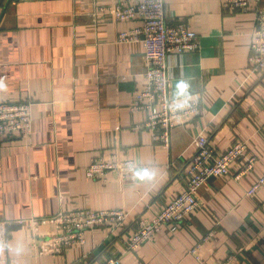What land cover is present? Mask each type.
<instances>
[{
  "label": "crops",
  "instance_id": "1",
  "mask_svg": "<svg viewBox=\"0 0 264 264\" xmlns=\"http://www.w3.org/2000/svg\"><path fill=\"white\" fill-rule=\"evenodd\" d=\"M117 1L0 0V100H30L31 110L29 135L0 142V264H99L109 255L119 264H264V185L246 194L264 173V71L248 60L256 3L230 10L220 0H164L166 21L198 34L197 49L167 58L170 97L198 96L200 106L170 129L164 148L143 126L145 113L129 108L145 84L143 46L116 36L141 20H116L107 6ZM200 131L220 151L245 141L252 169L234 179L244 156L235 159L233 174L200 185L184 222L162 225L135 249L94 227L82 244L46 250L58 212L123 208L124 236L137 216L152 217L183 188ZM112 156L135 169L125 178L86 176L91 160ZM196 244L201 262L189 252Z\"/></svg>",
  "mask_w": 264,
  "mask_h": 264
},
{
  "label": "built area",
  "instance_id": "2",
  "mask_svg": "<svg viewBox=\"0 0 264 264\" xmlns=\"http://www.w3.org/2000/svg\"><path fill=\"white\" fill-rule=\"evenodd\" d=\"M223 7L230 10H247L251 0H220ZM255 5V26L251 33L249 63L253 69L264 71V7ZM116 20L138 18L140 25L117 32L119 42H141L145 64V84L133 97L131 111L145 113L143 126L152 135V139L161 146L169 145V132L177 124H184L198 115L199 97L174 103L170 97L171 79L168 75L167 58L170 54L190 52L198 47V34L182 21L167 22L164 0H119L107 6ZM31 131L30 100H0V142L8 135L20 137ZM210 135L203 131L194 137V152L184 168V186L165 202L152 217L143 214L135 219L136 228L124 236L128 212L123 208H74L58 212L50 219L54 228L43 240L47 251L59 252L75 244H82L85 233L94 227H103L111 236H118L125 249H135L149 241L164 224L175 226L185 221L197 208L196 193L200 185L210 177L233 174L232 162L244 156L240 168L233 174L239 179L254 166L256 156L247 153V145L241 139H235L220 151L209 142ZM130 158H95L85 167L89 178L106 179L110 171H117L125 178L135 169ZM264 185V173L251 184L246 194L252 195ZM212 237L209 231L202 241ZM191 255L200 261L198 244L189 249ZM236 260V256L228 255ZM75 264H83L79 259ZM99 264H119L118 255H109Z\"/></svg>",
  "mask_w": 264,
  "mask_h": 264
},
{
  "label": "rangeland",
  "instance_id": "3",
  "mask_svg": "<svg viewBox=\"0 0 264 264\" xmlns=\"http://www.w3.org/2000/svg\"><path fill=\"white\" fill-rule=\"evenodd\" d=\"M201 262V261H200Z\"/></svg>",
  "mask_w": 264,
  "mask_h": 264
},
{
  "label": "trees",
  "instance_id": "4",
  "mask_svg": "<svg viewBox=\"0 0 264 264\" xmlns=\"http://www.w3.org/2000/svg\"><path fill=\"white\" fill-rule=\"evenodd\" d=\"M136 219V218H135Z\"/></svg>",
  "mask_w": 264,
  "mask_h": 264
}]
</instances>
